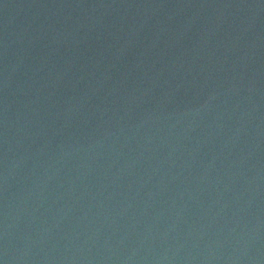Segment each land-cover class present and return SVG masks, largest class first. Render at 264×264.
<instances>
[{"label": "water", "instance_id": "water-1", "mask_svg": "<svg viewBox=\"0 0 264 264\" xmlns=\"http://www.w3.org/2000/svg\"><path fill=\"white\" fill-rule=\"evenodd\" d=\"M0 264H264V0H0Z\"/></svg>", "mask_w": 264, "mask_h": 264}]
</instances>
